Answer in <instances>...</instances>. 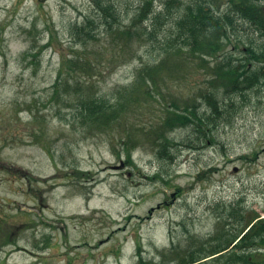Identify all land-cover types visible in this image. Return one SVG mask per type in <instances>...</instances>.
Returning a JSON list of instances; mask_svg holds the SVG:
<instances>
[{
	"label": "rangeland",
	"instance_id": "rangeland-1",
	"mask_svg": "<svg viewBox=\"0 0 264 264\" xmlns=\"http://www.w3.org/2000/svg\"><path fill=\"white\" fill-rule=\"evenodd\" d=\"M163 1H154L157 11ZM141 2L113 0L120 26L130 25ZM94 11L93 0H0V264H138L141 255L176 264L172 250L185 251L191 235L209 246L220 229L227 235L251 215L264 218V83L230 93L235 82L225 75L230 58L251 69L247 47L264 37L241 23L212 56L187 48L167 55L174 6L157 39H116L102 22L92 31L98 38L83 44V33L71 31ZM78 50L90 63L72 73ZM164 60L163 72L154 82L146 73L142 86V68ZM204 93L224 102L212 140L165 123L174 116L169 104L198 103L209 113ZM95 96L118 103L121 120L110 131L72 117L68 103ZM231 202L239 211L220 214Z\"/></svg>",
	"mask_w": 264,
	"mask_h": 264
},
{
	"label": "trees",
	"instance_id": "trees-1",
	"mask_svg": "<svg viewBox=\"0 0 264 264\" xmlns=\"http://www.w3.org/2000/svg\"><path fill=\"white\" fill-rule=\"evenodd\" d=\"M94 8L98 12L97 16L89 15L86 21L83 23L80 31L78 33H83L84 38L82 43L85 44L87 39L96 40L97 35L92 33V31L98 30L100 23L107 22L110 24V33L116 35V39L120 37H135L146 39H157V30L160 28L167 19L172 14V7H176L179 14V18L175 19V25L177 33H171L166 43V47H163V51L169 55V52L178 53L181 49L187 48L190 54L197 55L202 53L203 56H212L209 51H213V48L224 47L225 40H231V30L233 26L239 24H248L247 29L256 32L259 36L264 37V0H221L223 1L221 5L217 4V0H164L163 8L161 11H157L154 7L155 0H142L141 5L137 9L136 13L130 21V25L126 27L120 26V20L118 17V10L115 11L113 5V0H93ZM96 11L94 13L96 14ZM110 17V21L107 19ZM96 22V23H95ZM117 24V25H116ZM116 25V27H115ZM119 26V28H117ZM81 38V39H82ZM79 40V43L81 41ZM180 42L182 43L180 45ZM251 46L247 47V55L244 56L245 59L251 64V69L247 68L245 62H240V60H233L230 58V62L227 63V72L230 80L235 82V87L230 89V93H239L244 95L243 91L251 89L254 84L264 83V43L257 44L254 39L250 40ZM77 43V38H76ZM184 46V47H183ZM77 48V44H76ZM190 48V49H189ZM83 53L82 51H76V56ZM230 53V52H229ZM228 56V55H226ZM207 59H210L206 57ZM67 62L64 58L62 65ZM82 61L79 60V56L72 62L70 60V68L73 73V66L80 64ZM90 62L85 60L81 64L87 65ZM164 62L162 66H149L146 65L142 68L141 73L142 79H140L143 84L147 85L148 79L145 80L146 73L149 75L150 79L154 82L156 74L162 73L164 70ZM222 64V63H221ZM219 63L217 68L221 67ZM215 66V65H214ZM86 70V68H85ZM140 75V74H139ZM154 75V76H153ZM218 76V73H217ZM251 86V87H250ZM126 88L121 89L119 92L118 102H121ZM145 96L149 98H156V96L149 90H146ZM200 98L207 102V106L210 107V112L208 109L202 111L201 106L196 103L194 105H187L186 107H179L175 104L168 106L170 112L174 116H170L166 119L165 123L171 121L174 127L191 126L194 132L197 134V140L200 142L202 138H209V135L216 131L219 127L221 120V115H223L224 102L220 101L213 103L212 100L215 99L213 93H204L200 95ZM71 106L72 117L75 120H80V125L86 129L89 128H100L103 131H110V128L114 126L121 120L120 111L118 103L111 104L109 98L103 97H92L83 98L81 101H75V103H68ZM207 107H205L206 109ZM61 111H59L60 113ZM156 136L159 139H155L158 147L162 145L163 135L157 128ZM129 132L124 131L121 136H126V140L122 141L124 146H128L130 141ZM204 144V143H202ZM206 144V143H205ZM159 154L161 155L160 148ZM128 162L132 163L133 160L128 156ZM239 207L237 204L227 205L226 214L233 216L235 212H238ZM243 210V209H242ZM230 211L229 213H227ZM244 217V215H241ZM259 215H251L238 230L233 229L229 231L226 235V230H219L215 235L218 239L214 242H210L209 246L216 244L212 248H209L204 241H201L197 245V241H190L189 247L185 250L184 255L178 259L177 264H192L201 261L207 257L215 256L209 262L197 263V264H261L264 262L262 259V253L256 252L255 254L249 255H239L238 251L235 252L237 246L241 247V250L247 251L248 248L257 246H264V221L259 220L256 222L246 233L237 244L233 247V243L240 237V234L246 229L248 224H251L253 220L257 219ZM229 218H226L228 220ZM228 223V221H227ZM228 226V225H225ZM223 231V232H222ZM232 234V235H230ZM227 250V251H226ZM235 254V255H234ZM234 255L238 260L233 258H227V256ZM228 259V261H225ZM233 260V261H232ZM143 256H140L138 264H145ZM237 262V263H233ZM148 263V261L146 262Z\"/></svg>",
	"mask_w": 264,
	"mask_h": 264
}]
</instances>
